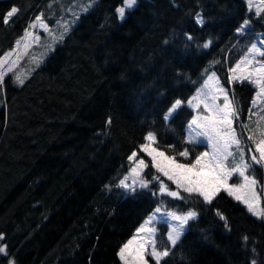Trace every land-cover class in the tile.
Segmentation results:
<instances>
[{
    "label": "trees",
    "instance_id": "1",
    "mask_svg": "<svg viewBox=\"0 0 264 264\" xmlns=\"http://www.w3.org/2000/svg\"><path fill=\"white\" fill-rule=\"evenodd\" d=\"M58 1L0 0V55L37 16L44 28L53 25ZM122 1L96 0L80 13L22 84L4 77L0 264H120L118 249L156 206L197 214L175 245L156 237V248L169 252L160 264H264V219L226 193L209 203L196 194L156 195L154 185L125 195L113 187L149 132L156 149L180 162L202 148L184 141L188 107L163 116L188 98L205 66L227 88L239 119L252 113L253 87L230 82L228 73L264 41V12L248 13L242 0H136L119 20ZM245 18L247 29L237 32Z\"/></svg>",
    "mask_w": 264,
    "mask_h": 264
},
{
    "label": "snow or ice",
    "instance_id": "2",
    "mask_svg": "<svg viewBox=\"0 0 264 264\" xmlns=\"http://www.w3.org/2000/svg\"><path fill=\"white\" fill-rule=\"evenodd\" d=\"M251 4V0H249ZM264 4V0H261ZM136 4V0H123L122 7L117 9L119 17L121 19L125 16L126 9H132ZM18 10L13 7L5 16L4 22L7 23L8 19L11 18ZM264 12V8L257 6V14ZM36 21H41L40 16L36 17ZM197 23L203 24V18H199ZM34 26V25H33ZM248 27V21H245L237 32H243ZM31 33L25 32V36H29ZM191 39V37H188ZM19 44V41L17 42ZM211 42L205 43L203 47L207 48ZM249 53H260L264 56V51L253 44L249 48ZM10 54L6 53L5 56ZM5 58H0V68H3L5 64ZM257 62L242 58L241 61L231 68L229 71L232 73L230 79L233 82H248L258 87L257 96L264 97V62H259V66H256ZM11 71V68L7 69ZM6 71H0V86L3 84ZM19 83H23V80L17 76ZM209 81H214L209 84L208 92L211 93V103L208 102V97L204 100H200L199 103L193 105L196 108L203 104L204 109L208 115H197L194 116L189 124V128L192 130V136L189 142H199L204 144L206 147H210L211 151L201 152L196 155L195 159L190 164L179 163L175 157L167 156L164 152L158 151L151 145L155 143L156 137L153 133L149 132L145 137L146 143L142 145V150L151 157L153 167L157 169L159 173L167 177L168 180L172 181L177 189H183L189 194H199L203 197L206 202H211L215 195L221 191H227L229 195L234 196L235 199L242 201L247 205L248 211L257 217L264 218V208L259 207L258 197L255 192V186L257 181L255 177L249 176L248 171L252 170L254 165L264 166V138L255 141L253 135L248 136V140L255 142V152L250 156L249 160L245 159L244 148L242 147V133L238 134L236 129L233 127L234 119L239 116V111L233 102L229 99L227 91L219 85L218 80H215L214 74L209 77ZM208 82H206L207 84ZM223 95V105H219L216 101L219 99V95ZM197 97L193 99H198ZM182 101L177 99L168 111L164 115V119L168 120L172 113L182 105ZM192 100L188 101L189 105H192ZM251 111V110H250ZM255 113H253L254 115ZM264 120V116L260 117ZM251 120V116H249ZM242 129L248 130V125L241 124ZM264 137V132L260 133ZM199 137H205V140H198ZM235 147V152L233 151ZM251 151V150H250ZM239 154V162H235L236 154ZM258 153V155L256 154ZM137 156V153L133 152L129 156V160H133ZM180 157H188L189 152L187 149L179 153ZM231 158V161H230ZM232 166L229 167V163ZM148 165L143 159H139L135 162V165L131 169L135 176H139L140 172ZM233 174H238L242 178V183L239 185H230L228 183L229 178ZM153 179L159 180V177ZM123 187L134 191L133 185H137L141 188L149 186L148 181L136 179L133 180V185H128L121 182ZM159 193L162 195H168L174 198H181L179 191H171L167 185L160 181ZM161 213V209L157 207L152 216L145 221L137 230L136 234L125 243L120 251L119 256L123 264H148L145 259L146 248L150 247V255L155 259L156 264H160L162 257L169 254L168 250L158 251L156 248L155 229L147 227L151 224L156 214ZM194 211H188L184 214H177L175 212H167L161 216V222L164 225H170L168 233V240L175 245L179 240L182 232L184 231L185 225L189 219L196 217ZM223 219V217H221ZM174 222V223H172ZM139 237V239H138ZM4 236L0 234V241H3ZM247 237L244 240L247 241ZM0 253L6 254V245L0 246ZM10 264H14V261H10ZM255 264V262H253Z\"/></svg>",
    "mask_w": 264,
    "mask_h": 264
},
{
    "label": "rangeland",
    "instance_id": "3",
    "mask_svg": "<svg viewBox=\"0 0 264 264\" xmlns=\"http://www.w3.org/2000/svg\"><path fill=\"white\" fill-rule=\"evenodd\" d=\"M59 1H60V3H59V11L58 12L60 15L56 18V21L53 25H46V27L44 28L43 23H41V21H36V18H35L28 25V28L24 30L23 34L14 41L13 45L9 49H7L2 55H0V58H5V61H6L3 68H0V71H6V73H7L6 75H10L12 77V79L14 80V82H16L17 84H20L17 80V76H19L20 79L25 80L28 77V75L38 65H40L43 62L45 57L49 53L52 52L54 47L61 40L62 36L65 33H67V31L78 20V15L80 13L85 12V10L88 9L96 0H59ZM242 1L244 2L245 6H246V11L252 15H257V6L262 7L264 5L261 3V0H251V4L249 3V0H242ZM122 6H124L123 1L116 8V14H117V18L119 20L121 18L119 17L117 9L122 7ZM76 9H79L77 11V13L75 12ZM127 10H129V9H126L125 12ZM75 13H76L75 20L73 21L72 24H69V26H68V22H70L74 19ZM245 21H249L248 18H245L242 24H244ZM26 30L28 33H31V35L26 37L25 36ZM18 41H19V44L17 43ZM253 44H256L258 48H260L262 51H264V41L263 40L262 41L257 40ZM251 46L249 48H251ZM248 50L245 51L244 55L239 60H237L236 63L231 68H233L237 64V62L241 61L242 58H248V59H252V60L256 61L257 62L256 66H259V62H264L260 53H249ZM6 53H8L10 55L6 57L5 56ZM9 68H11V71H7V69H9ZM213 74H214L215 80H218L219 85L222 86L227 91V88L220 82L216 73L211 69L210 65H208V66H205L202 69V71L200 72V75L198 76L197 81H196V83H197L196 88L193 90V92L188 96V98L185 101H182L183 102L182 104H184L186 107H188L191 110V117L185 126L184 141L190 145H201L202 148H200V150L195 154L194 158L190 162L177 161L179 163L190 164L195 159L196 155H199L201 152H206V151L210 152L211 151V148L204 146V144H201L199 142H189L191 139V136H192V130L189 128V124H190L192 118L194 116H197L198 114L201 116L208 115L207 111L203 107V104H200L199 108H196L193 105L199 103L200 100H204L206 98V96L208 97V102L211 103V99H210L211 93L208 92V86H209V84L214 82V81H209V77L212 76ZM231 76H232V73L229 71V73H228L229 81L233 82L230 79ZM206 82H208V83L206 84ZM246 83H248V82H246ZM250 85L253 87V94H252V97L250 100V108L252 109V113L251 114L249 113L246 117H244L243 120H240L239 116H238L236 119H234V122H233V127L236 129L237 133L238 134L242 133V137H241L242 138V147L244 148V156H245L246 160H249L250 156L255 152V142L252 140H248V136L253 135L255 138V141H258L259 139L264 138L260 134L261 132H264V120L260 119L261 116H264V97H258L257 96V92L259 90L258 87L256 85H253V84H250ZM198 94H199V98L193 99L194 97H197ZM227 94H228V91H227ZM218 95H219V99L216 101V103L222 106L223 105V95H221V94H218ZM228 97H229V95H228ZM189 100H192V102H193L192 105L188 104ZM165 113H164V115H165ZM253 113H255V114L253 115ZM249 116H251V120H249ZM241 124L248 125V130L242 129L240 126ZM147 134H146V136H147ZM145 137H144V142L142 144H140L136 150L133 151V152L137 153V156L133 160H129V157H128L129 165H128L127 171L123 176H121L119 178L118 182L113 187L118 188L120 190V192L123 195H125L126 193H128L131 190L123 187V185L121 183L122 181L128 185H133L134 179H136L137 181L144 180V181L150 182L151 184L149 183V186L146 188H143V189L151 188L150 186L154 185L155 190L153 189V191L155 192L156 195H158V194H160L159 193L160 181H163V183L165 185H167L169 190H171V191H177L178 190L180 193V197L184 198L185 195H189V193L185 192L183 189H177L176 185L172 181L168 180L167 177L163 176L162 173H159L157 171V169L155 167H153L152 162H151V157H149L147 155V153H145L141 148L142 145H145L146 143H148V141H146ZM198 140H205L206 141V138L205 137H199ZM151 146L153 148H155L153 146V144ZM158 151H160V150H158ZM233 151L235 152V147H233ZM132 153L129 156H131ZM139 153L144 154L145 156H147L149 158L150 164L152 166V170L151 171L146 170V168H147L146 167L140 172L139 176H135L131 171V169L135 165V162L139 159H143L146 164L148 163L142 157V155H139ZM256 154L258 155V153H256ZM167 156H169V155H167ZM230 161H231V158H230ZM235 162L236 163L239 162V154L238 153L236 154ZM231 166H232V163L230 162L229 167H231ZM258 171L260 172V174H258ZM247 174L249 176L255 177V179L257 181V184L255 186V192H256V195L258 197L259 207L264 208V166L254 165L253 169L248 171ZM154 177H159V180L153 179ZM167 182L172 187H169ZM228 183L230 185H239L240 183H242V178L238 174H233V176L231 178H229ZM133 187L134 188H141L138 186V184L133 185ZM108 190H110V188H108ZM221 191L226 193L227 195H229L227 191H224V190H221ZM193 194H196V193H193ZM196 195L200 196L199 194H196ZM229 196L233 200L239 202L248 211L246 204H244L242 201L235 199L234 196H232V195H229ZM200 197L203 199L202 196H200ZM172 198H174V197H172ZM176 199L181 200V198H176ZM203 201H205V200L203 199ZM157 207H159L161 209V213L156 214L152 223L148 224L147 227L154 228L156 230L155 231V237H154L156 244H158V242L156 240V237L158 236L159 238H161L160 240H163L164 242H166V244H168L169 247H171L173 245L168 240V233L170 230V225H164L161 222L160 218L163 214H165L167 212H175V211H165L160 206H156L150 211V213H148V215L142 220V222L137 226V228L132 232V234L126 239V241L118 249L117 257L119 259L120 264H123V261H121L120 256H119V251H120L121 247L125 243H127V241L129 239H131L134 234H136V230L142 224H145V221L148 220V218L153 215V213ZM188 211H193V210H187L185 212H181V213L175 212V213L184 214ZM249 213L251 215H253L251 212H249ZM253 216L256 218H261V217L255 216V215H253ZM262 219H264V218H262ZM189 220H191V219H189ZM189 220H188V222H189ZM188 222L185 225L184 230L188 226ZM172 223H174V222H172ZM138 239H139V237H138ZM157 250L158 251H164V250H159V249H157ZM150 252H151V248L150 247L146 248L145 259L148 261V264H156V261L150 255ZM10 261H12V259H9V264H10Z\"/></svg>",
    "mask_w": 264,
    "mask_h": 264
},
{
    "label": "crops",
    "instance_id": "4",
    "mask_svg": "<svg viewBox=\"0 0 264 264\" xmlns=\"http://www.w3.org/2000/svg\"><path fill=\"white\" fill-rule=\"evenodd\" d=\"M22 34H23V33H22ZM22 34H21V35H22ZM21 35H20V36H21Z\"/></svg>",
    "mask_w": 264,
    "mask_h": 264
}]
</instances>
